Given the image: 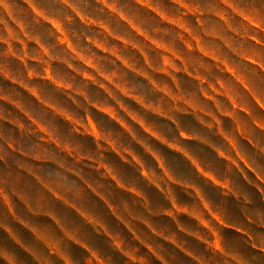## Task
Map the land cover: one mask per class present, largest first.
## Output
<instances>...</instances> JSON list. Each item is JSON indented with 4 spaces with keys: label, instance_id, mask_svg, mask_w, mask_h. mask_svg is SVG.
Listing matches in <instances>:
<instances>
[{
    "label": "crops",
    "instance_id": "1",
    "mask_svg": "<svg viewBox=\"0 0 264 264\" xmlns=\"http://www.w3.org/2000/svg\"><path fill=\"white\" fill-rule=\"evenodd\" d=\"M241 8L142 114L89 102L64 136L25 117L40 137L0 152V264H264V0Z\"/></svg>",
    "mask_w": 264,
    "mask_h": 264
},
{
    "label": "rangeland",
    "instance_id": "2",
    "mask_svg": "<svg viewBox=\"0 0 264 264\" xmlns=\"http://www.w3.org/2000/svg\"><path fill=\"white\" fill-rule=\"evenodd\" d=\"M255 5L256 0H0V152L8 143L20 147L40 137L25 117L39 118L64 136L65 123L55 117L95 116L89 102L111 100L142 114L134 96L151 99L149 80L174 84L181 79L176 69L191 72L199 61L206 66L214 35H223L226 24L240 26L241 9L251 17L241 6L254 17ZM168 90L175 95L174 88ZM169 101L161 102L162 111Z\"/></svg>",
    "mask_w": 264,
    "mask_h": 264
}]
</instances>
